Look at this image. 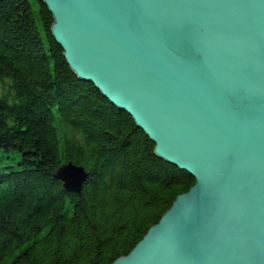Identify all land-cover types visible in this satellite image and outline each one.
Wrapping results in <instances>:
<instances>
[{
  "label": "water",
  "instance_id": "water-1",
  "mask_svg": "<svg viewBox=\"0 0 264 264\" xmlns=\"http://www.w3.org/2000/svg\"><path fill=\"white\" fill-rule=\"evenodd\" d=\"M42 1L70 69L195 180L112 264H264V0Z\"/></svg>",
  "mask_w": 264,
  "mask_h": 264
},
{
  "label": "trees",
  "instance_id": "trees-1",
  "mask_svg": "<svg viewBox=\"0 0 264 264\" xmlns=\"http://www.w3.org/2000/svg\"><path fill=\"white\" fill-rule=\"evenodd\" d=\"M53 25L42 0H0V264H112L195 180L77 77ZM67 163L79 195L54 179Z\"/></svg>",
  "mask_w": 264,
  "mask_h": 264
},
{
  "label": "bare ground",
  "instance_id": "bare-ground-1",
  "mask_svg": "<svg viewBox=\"0 0 264 264\" xmlns=\"http://www.w3.org/2000/svg\"><path fill=\"white\" fill-rule=\"evenodd\" d=\"M68 164H71V163H67V164H65V165H68ZM72 165H74V164H72Z\"/></svg>",
  "mask_w": 264,
  "mask_h": 264
}]
</instances>
